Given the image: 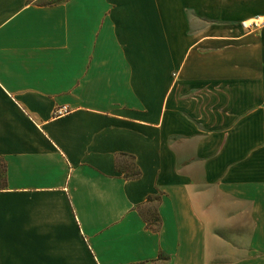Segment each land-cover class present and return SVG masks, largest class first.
<instances>
[{"label":"crops","instance_id":"1","mask_svg":"<svg viewBox=\"0 0 264 264\" xmlns=\"http://www.w3.org/2000/svg\"><path fill=\"white\" fill-rule=\"evenodd\" d=\"M42 2L0 0V264L264 259L220 235L264 194V0Z\"/></svg>","mask_w":264,"mask_h":264},{"label":"rangeland","instance_id":"2","mask_svg":"<svg viewBox=\"0 0 264 264\" xmlns=\"http://www.w3.org/2000/svg\"><path fill=\"white\" fill-rule=\"evenodd\" d=\"M55 1L57 0L52 2ZM253 138H258L262 147H253L252 168L255 172H264V132H253ZM258 191V189H253V193L250 195L235 196V200L232 201L233 210H230L232 212V214H230L232 223L229 225L225 222L224 226L221 224L222 229L220 230V235L224 238H236V246H243L242 240L244 234L250 235V242L253 250H257L261 243L264 244V194H260ZM152 207H155V204H152ZM224 219L226 220L227 217L225 216ZM257 254L258 253L254 252L250 260L251 264L264 262V259L257 257ZM242 255L243 252L238 251L234 257L236 261L235 264H240L244 261ZM227 260L231 262L232 259Z\"/></svg>","mask_w":264,"mask_h":264},{"label":"trees","instance_id":"3","mask_svg":"<svg viewBox=\"0 0 264 264\" xmlns=\"http://www.w3.org/2000/svg\"><path fill=\"white\" fill-rule=\"evenodd\" d=\"M47 1V0H46ZM54 1V0H52ZM47 1L42 2V4H52L58 3L62 0H57L55 2ZM116 170L121 174V177L126 180L138 179L141 177L142 172L138 167L135 157L127 153H120L115 159ZM4 179L3 173L1 172V180ZM161 196H149L147 202L150 204H155V207H150L146 210L141 209V215L146 221L148 227L157 232L159 231L161 221L158 214V203L160 202Z\"/></svg>","mask_w":264,"mask_h":264},{"label":"built area","instance_id":"4","mask_svg":"<svg viewBox=\"0 0 264 264\" xmlns=\"http://www.w3.org/2000/svg\"><path fill=\"white\" fill-rule=\"evenodd\" d=\"M47 1H52V0H47ZM242 26H243V28H245L247 30H253V29H257L259 27V22L256 20H253L251 22L244 21V22H242ZM67 111L68 110L66 107L59 108L56 110L55 115H62L64 113H66Z\"/></svg>","mask_w":264,"mask_h":264}]
</instances>
